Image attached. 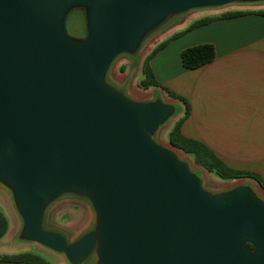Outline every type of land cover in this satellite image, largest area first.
Masks as SVG:
<instances>
[{"label":"water","instance_id":"95a60500","mask_svg":"<svg viewBox=\"0 0 264 264\" xmlns=\"http://www.w3.org/2000/svg\"><path fill=\"white\" fill-rule=\"evenodd\" d=\"M233 2L264 0H0V186L22 219L20 240L66 264H264L259 190L204 187L155 138L174 104L130 96L107 76L169 17ZM74 9L82 34L66 26ZM65 193L86 197L95 216L69 242L43 227Z\"/></svg>","mask_w":264,"mask_h":264},{"label":"crops","instance_id":"0c3cea01","mask_svg":"<svg viewBox=\"0 0 264 264\" xmlns=\"http://www.w3.org/2000/svg\"><path fill=\"white\" fill-rule=\"evenodd\" d=\"M259 9L264 8L243 3L194 8L174 15L149 35L147 45L139 51L140 66L156 45L196 20L230 10ZM201 43L213 44L214 58L197 68H185L181 51ZM149 64L161 86L185 97L189 104V115L180 126L182 134L207 145L229 166L258 173L264 180V15L246 13L193 27L159 49ZM109 81L125 88L123 80ZM167 99L181 106L175 122L182 116L184 105L168 95ZM7 233L0 239V254H5L1 249ZM0 264L21 263L0 260Z\"/></svg>","mask_w":264,"mask_h":264},{"label":"rangeland","instance_id":"374dc122","mask_svg":"<svg viewBox=\"0 0 264 264\" xmlns=\"http://www.w3.org/2000/svg\"><path fill=\"white\" fill-rule=\"evenodd\" d=\"M229 4H235L237 6L243 3L233 2ZM227 4V5H229ZM260 8H264V3L255 4ZM226 6V5H223ZM171 17L153 29L149 34L161 28L165 23L170 20ZM66 26L69 31L82 34L85 32V20L84 11L82 9H74L69 12L66 18ZM146 37L143 41V45H147ZM142 48V47H141ZM140 48V49H141ZM140 49L133 54L122 53L118 55L111 63L108 71V79L114 78L116 82L124 81V89L120 91L127 93L138 99H159L168 101L167 95L162 88L149 87L147 89H141L137 86V82L142 77L141 72V57L139 54ZM124 60V61H123ZM120 89V88H119ZM152 92V93H151ZM149 97V98H146ZM174 114L160 125L155 132V138L157 141L164 145H169L167 140V132L172 127L174 122V116L179 111L181 106L179 104L174 105ZM180 156L189 161V164L193 170L201 177L204 187L210 190H219L230 187L231 185L240 182L248 181L252 183L259 193L264 197V191L260 189L255 180L248 178H240L237 180H222L213 174L209 173L206 169L196 164L189 155L179 152ZM0 210L6 215L8 219L9 232L3 239L2 252L5 254H11V252L21 253L26 251H36L38 255L46 260V264H66L63 258L60 260L58 255L52 253L48 248L42 247L38 244H34L29 241H22L18 238L19 231L22 226V219L17 213L16 208L12 203V196L9 191L0 186ZM94 212L89 200L86 197L65 193L53 201L45 211L43 227L47 230H53L61 233L66 240H74L83 233L92 229L94 226ZM9 252V253H6ZM61 256V255H60ZM79 264H94V256H88L82 263Z\"/></svg>","mask_w":264,"mask_h":264},{"label":"trees","instance_id":"16d2710c","mask_svg":"<svg viewBox=\"0 0 264 264\" xmlns=\"http://www.w3.org/2000/svg\"><path fill=\"white\" fill-rule=\"evenodd\" d=\"M246 13H257L264 15V9H259L256 11H243V10H230L222 12L218 15L205 17L196 20L190 26H188L184 31L173 34L166 40L162 41L156 45L150 53H148L142 63V77L137 82V86L141 89H147L149 87H162L161 84L156 79L154 72L149 64L151 57L163 46H165L170 40L181 35L183 32L199 26L206 24L217 18H229ZM215 56V49L211 43H201L186 47L181 51L180 58L182 65L188 69L197 68L205 63L210 62ZM167 95L175 100L180 101L184 105V111L181 117H179L173 124L172 127L167 132V140L170 145L176 147L183 154L189 155L192 160L199 166L206 169L209 173L218 177L222 180H237L240 178H248L255 180L260 188L264 190V180L258 173L234 168L225 163L217 154H215L207 145L198 141L196 139L190 138L182 134L180 126L182 121L189 115L190 107L185 99V97L175 93L174 91L162 87ZM44 221V220H43ZM8 219L3 211L0 210V239L6 234L8 230ZM0 260L3 261H13L21 264H46V260L40 255L26 251L15 254H0Z\"/></svg>","mask_w":264,"mask_h":264},{"label":"flooded vegetation","instance_id":"af4514ba","mask_svg":"<svg viewBox=\"0 0 264 264\" xmlns=\"http://www.w3.org/2000/svg\"><path fill=\"white\" fill-rule=\"evenodd\" d=\"M68 16V15H67Z\"/></svg>","mask_w":264,"mask_h":264}]
</instances>
